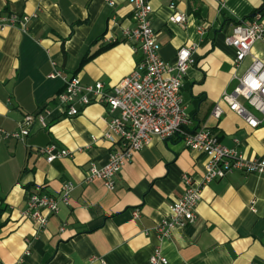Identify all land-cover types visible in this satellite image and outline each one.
<instances>
[{
	"label": "crops",
	"instance_id": "obj_1",
	"mask_svg": "<svg viewBox=\"0 0 264 264\" xmlns=\"http://www.w3.org/2000/svg\"><path fill=\"white\" fill-rule=\"evenodd\" d=\"M151 4L163 60L174 62L180 47L195 45V63L182 88L190 127L206 124L222 144L249 158L264 157V124L248 126L222 100L252 62L248 56L236 67L226 37L236 21L258 11L264 23V0ZM178 12L185 22L172 21ZM0 15L29 17L25 27L0 28V129L18 131L27 115L38 113L47 122L35 121L23 140L0 133V262L155 264L150 257L160 248L166 264H264V175L233 170L212 180L202 190L194 221L175 226L164 239L159 226L184 192L182 175L201 177L205 153L180 138H158L122 166L114 189L101 178L86 179L91 163L105 165L115 147L103 138L108 109L92 103L71 116L51 101L65 76L84 84L102 81L111 91L135 69L141 52L125 35L135 25L128 0H0ZM253 53L264 60V38L254 43ZM217 102L223 109L218 118L212 115ZM50 143L75 153L49 163L38 148ZM66 181L75 184L70 202L46 226L22 216L36 186L59 195ZM26 238L30 254L24 253Z\"/></svg>",
	"mask_w": 264,
	"mask_h": 264
},
{
	"label": "built area",
	"instance_id": "obj_2",
	"mask_svg": "<svg viewBox=\"0 0 264 264\" xmlns=\"http://www.w3.org/2000/svg\"><path fill=\"white\" fill-rule=\"evenodd\" d=\"M106 1L113 3V0ZM128 2L132 7L135 25L126 28L125 35L141 52V59L135 69L123 77L111 91L104 89L102 81L84 84L78 76H65L64 88L51 103L56 108L63 107L71 116L80 114L84 107L92 103L104 104L107 107L103 138L115 147L110 151L105 165L91 163L86 179L89 181L101 178L109 189L115 188L116 176L122 166L133 159L143 147L158 138H180L187 147L206 154L205 171L201 177L186 173L182 175L184 192L172 203L170 216L163 219L159 226L160 237L164 239L171 235L175 226H185L194 221L205 185L233 170L264 175V157L249 158L237 149L222 144L206 124L195 129L190 127L191 117L184 103L182 88L184 76L195 63V45L180 47L174 62L163 60L157 34L151 22V0ZM28 19V16L20 20L17 15H0V28L16 23L25 27ZM185 20L186 15L181 12L172 17L175 23H183ZM261 38H264L261 11L256 12L253 18L236 21L231 33L226 37V43L235 49L233 63L236 67L248 56L252 57V62L246 71L237 77L233 90L223 94L222 100L252 128L264 124V60L253 53L254 43ZM59 74L60 72H57L51 76ZM240 97H244L246 103L241 102ZM222 112L220 103H215L212 115L218 118ZM37 120L43 126L47 125L46 117L38 113L27 115L18 131L9 133L0 129V133L5 138L15 137L23 140L30 134L31 127ZM38 151L49 163L56 159L72 157L75 153V150L59 148L54 143L41 146ZM74 188L73 182L66 181L61 186V193L52 195L36 186L28 194L25 208L21 211L22 216L35 220L39 228H43L51 215L58 214L62 205L69 204ZM25 242L27 245L24 253L30 254L31 239L26 238ZM20 261L21 259L15 264H20ZM150 261L166 264L168 259L161 253L160 248H156Z\"/></svg>",
	"mask_w": 264,
	"mask_h": 264
}]
</instances>
